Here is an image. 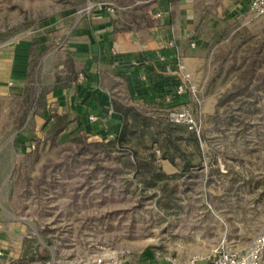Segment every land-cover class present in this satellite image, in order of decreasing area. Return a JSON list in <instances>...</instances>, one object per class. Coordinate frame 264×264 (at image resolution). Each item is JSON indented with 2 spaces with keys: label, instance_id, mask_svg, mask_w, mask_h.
I'll list each match as a JSON object with an SVG mask.
<instances>
[{
  "label": "rangeland",
  "instance_id": "rangeland-1",
  "mask_svg": "<svg viewBox=\"0 0 264 264\" xmlns=\"http://www.w3.org/2000/svg\"><path fill=\"white\" fill-rule=\"evenodd\" d=\"M159 1L0 0V49L27 41L39 43L46 53H52L50 65L61 64L67 70L72 64L71 49H85L82 34L72 31L79 22L95 27L101 15L121 19L119 29L137 30L146 38L148 28L163 26L160 20L165 8L158 7ZM218 4L222 0H215V7ZM105 6L112 13L102 12ZM218 19L216 16L219 74L192 76L196 91L188 93L180 105L158 108L134 101L128 105L145 115L142 119L147 125L132 127L118 148L136 152L141 173L122 174L126 183H132L126 191L121 182L112 181L113 198L100 202V193L110 195L109 190L100 192L102 175L85 185V175L64 179L58 173L56 178L66 184L65 193L58 196L59 188H53L35 198L32 183L41 173L39 167L65 160L73 154L69 147L74 145L67 140L49 146L44 141V124L36 115H24L22 99L0 98V247L5 249L0 262L20 257L14 258L17 245L13 248V244L23 242L25 236L36 237L45 245L34 222L44 205L43 211L49 214L41 211L40 225L56 231L50 236L59 248L56 257L55 247H48L54 255L47 264H92L102 257L160 264L170 258H205L221 243L237 253L248 249L264 226V16L232 12ZM183 107L189 108L199 124L200 133L195 134L198 149L186 132L168 125L169 111ZM28 124L40 146L37 158L26 167L31 187L24 198L18 195L24 170L14 168L26 151L15 148L13 142ZM107 124L113 132L116 121L109 119ZM76 125L70 120L65 131ZM81 133L87 142L102 140L99 134ZM100 163L114 165L105 160ZM80 168L82 173L86 171ZM91 170L94 167L88 166L87 172ZM162 185L174 193L165 207L158 202ZM86 190L92 194L76 197L78 204L71 207L73 196L69 195ZM20 200H25L26 208L20 206ZM114 213L117 216L108 222L110 226L98 223L102 215Z\"/></svg>",
  "mask_w": 264,
  "mask_h": 264
},
{
  "label": "crops",
  "instance_id": "crops-1",
  "mask_svg": "<svg viewBox=\"0 0 264 264\" xmlns=\"http://www.w3.org/2000/svg\"><path fill=\"white\" fill-rule=\"evenodd\" d=\"M164 11V18L160 20L163 26L159 29L148 28L146 38L137 30H114L110 24L111 18L103 15L95 27L84 24L80 34L85 49L83 52L71 49L76 78L68 83L58 82V78L67 74L63 65H50L48 58L52 53L44 50L38 56L40 51L31 41L0 49V98L23 99L26 88L31 86L39 90L50 88L45 95L47 106L56 107L59 114H67L70 120L76 119L75 124L79 122L76 111L80 109V100L86 95H103L109 114L114 101L131 106L133 103L130 102L134 101L143 105L142 101L130 98L129 69L140 63L154 64L152 60L145 59L147 51H155L156 56H161L160 50L169 49L178 65L183 66L184 72L191 78L219 74L216 16L222 20L224 15L232 12L249 15L248 0H222V5L216 7L215 0H180ZM36 56L38 67L32 72L30 65ZM170 58L172 56L165 58L166 69L169 68V73L174 75L177 70H170ZM79 74L82 75L80 82ZM29 76L33 84L28 81ZM142 77L145 76L141 74L140 80H143ZM46 113L35 118L44 124ZM13 245V248L17 245L14 251L16 258L21 254L23 242L21 240Z\"/></svg>",
  "mask_w": 264,
  "mask_h": 264
},
{
  "label": "trees",
  "instance_id": "trees-1",
  "mask_svg": "<svg viewBox=\"0 0 264 264\" xmlns=\"http://www.w3.org/2000/svg\"><path fill=\"white\" fill-rule=\"evenodd\" d=\"M179 1L180 0H160L158 2V7H161L162 9L168 8L173 4L175 5ZM102 12H105L104 9H102ZM118 21L119 20L112 18L110 21L111 26L114 30H123V28H118ZM79 23L72 30L73 33L77 35L81 33L83 26H85H81ZM36 46L40 51L37 55L40 56L44 49H41L42 47L39 43L36 44ZM159 53L161 57H163V61L165 58L172 56V58L168 60L170 70H177L178 62H176V59L173 57V54L169 49L164 48L160 50ZM144 57L145 59L148 58L149 60H152L154 64L148 63L147 65H143L140 63L139 65H133L129 69L131 80L129 89L130 98H132V100L142 101L143 105H152L158 108H170L183 103L188 97V92L185 91L180 96L176 95L175 91L177 86L180 84V80L176 75H172L167 72V60L165 59L164 62L159 61L155 51H147V53L144 54ZM30 67L32 72L38 67L37 56L32 60ZM65 71L67 74L62 76V78H58V82L61 84L68 83L76 78L73 64H71V66H69V68ZM141 74L145 76L143 80H140ZM28 78V81L33 84L34 81L32 78H30V76ZM46 93H48V90L42 91L34 86L26 88L22 99L24 104V115L26 117L29 115L43 116V114L47 112L46 120L43 125V128H45V133H43L46 136L44 141L48 140L49 146H54L70 140V143L73 144L74 147H69V151H72L73 154L66 155L65 160L57 163H45L39 167L41 173L34 179V183H32V186L34 187L33 192L36 193L35 198H39L40 193L47 192V190H52L53 188H59L60 193L58 196L65 193L66 184L60 182L58 178H56L55 173H58L59 176L64 179L73 178L78 174H81L80 176L85 175V185L91 183L92 177L102 175L101 177L103 179L100 180L99 183L103 186V191L100 192H106L109 190L110 195L100 193L98 195L100 197V202L109 197L113 198L111 192L113 188L115 189V185L111 183L112 181L121 182V188L125 189L124 191L132 186V183H126L121 177L122 174L125 173H133L135 176L141 173L140 164L136 160V152L121 150L118 147H121L127 140L129 131L132 127L135 125L140 127L147 125L146 119H142V117L146 118L145 115H143L141 111L136 110L133 107L131 108L130 106L118 101L111 103L112 112L109 114V108L107 109L105 107V103H107V101H104L102 97L103 95L99 93L95 96L86 95L81 98L80 109L76 111L77 121L79 122H77L75 129L65 131L70 123V118L67 114H59L56 110H51L50 106H47L45 100ZM89 114L97 116L99 118L98 121L90 123L88 120ZM109 119L114 122L116 121L113 132L108 130L110 128L108 126L109 124H107ZM172 124L173 123H168L169 126L179 127V131H182L183 133L186 132L191 137L194 147L198 149V142L194 132L187 130L185 125L178 126L177 124ZM82 130L85 133L99 134L102 140L100 139L101 141L98 142H87L86 137L83 133H81ZM170 131L171 134H173V129H170ZM108 135H112L113 138L109 139ZM13 146L17 149H24L26 151L18 162V165L14 168V170H24L21 175L22 177H20L22 179V184L18 189V195L26 198V195L30 194L31 187L26 167L31 163V160L37 158V150L40 146V140L35 134L33 126H29V124L26 125L21 133L15 138ZM100 158L105 161H111L114 165L112 166V164H107L103 166L102 163H100V161H102ZM170 161H172V159H170ZM188 162L190 163L189 160ZM82 166L86 169L85 172L83 171L84 173L79 171ZM88 166L94 167V170L87 172ZM45 171L48 173L45 174ZM155 177H160V175H156ZM166 186L167 185H162V194L158 201L159 203H163L164 207L171 202L174 194L172 188L167 191ZM71 194L72 195L69 196L73 197H71L72 201L70 206L75 207L78 204L76 197L83 199L84 196H89L92 193H90L89 190H86L84 194H79L76 191ZM18 203L23 209L28 205L25 203V200H20ZM43 210H45V205L44 207H41V211L45 212V214H49V212ZM41 211L37 213V217L40 221H43L44 214L41 213ZM115 216H117L115 213L110 216L109 214L106 216L102 215L101 219L98 220V223H108L110 220L114 219ZM39 220L34 222L36 223L37 234L41 237L45 245L39 243L36 237L28 238V236H25L23 237V247L20 257L8 263L0 262V264H47L52 257V254H50L48 250V247L50 246L55 247L54 254L58 257L59 248H56L55 242L50 236L56 231L47 224L43 226L40 225ZM108 224V226L111 225L110 223Z\"/></svg>",
  "mask_w": 264,
  "mask_h": 264
},
{
  "label": "built area",
  "instance_id": "built-area-1",
  "mask_svg": "<svg viewBox=\"0 0 264 264\" xmlns=\"http://www.w3.org/2000/svg\"><path fill=\"white\" fill-rule=\"evenodd\" d=\"M249 15L251 17L264 16V0H248ZM105 12L112 13V9L109 6L104 7ZM159 16V15H158ZM160 61H163V57L158 56ZM169 72V68L167 69ZM174 75L180 80V84L176 88V95L180 96L183 92L187 91L189 94H194L196 87L192 82L189 75L184 72L183 66L178 65V69ZM82 79V75L79 74L78 81ZM141 79H144L142 77ZM169 121L173 124L185 125L186 129L199 135V124L193 113L189 108L181 110H172L168 113ZM98 117L92 114L88 115L90 123L98 121ZM260 232L255 236L251 245L243 252H234L221 243L205 258L191 257L188 260L180 259H165L160 264H264V226L259 230ZM4 248L0 247V259L4 257ZM92 264H132L128 263L121 257H102L93 261Z\"/></svg>",
  "mask_w": 264,
  "mask_h": 264
},
{
  "label": "water",
  "instance_id": "water-1",
  "mask_svg": "<svg viewBox=\"0 0 264 264\" xmlns=\"http://www.w3.org/2000/svg\"><path fill=\"white\" fill-rule=\"evenodd\" d=\"M35 233H36V230H35ZM37 235V234H36ZM51 254H53V250H51ZM54 255V254H53ZM51 264H53V261L51 262Z\"/></svg>",
  "mask_w": 264,
  "mask_h": 264
}]
</instances>
